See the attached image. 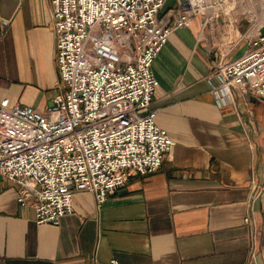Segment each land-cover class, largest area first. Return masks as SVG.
<instances>
[{
	"label": "crops",
	"instance_id": "crops-1",
	"mask_svg": "<svg viewBox=\"0 0 264 264\" xmlns=\"http://www.w3.org/2000/svg\"><path fill=\"white\" fill-rule=\"evenodd\" d=\"M184 1L159 15L172 23ZM226 32L197 13L156 53L149 107L175 141L156 170L100 205L74 192L56 224L35 222L0 176V264H264V101L224 89L218 62L250 48ZM56 78L49 0H0V97L42 109Z\"/></svg>",
	"mask_w": 264,
	"mask_h": 264
},
{
	"label": "built area",
	"instance_id": "built-area-1",
	"mask_svg": "<svg viewBox=\"0 0 264 264\" xmlns=\"http://www.w3.org/2000/svg\"><path fill=\"white\" fill-rule=\"evenodd\" d=\"M164 0H49L57 78L42 109L0 97V176L17 185L37 223H58L71 196L96 204L132 173L156 170L175 141L149 107L157 80L152 61L174 27L211 7L185 0L173 22ZM240 56L218 62L226 91L237 84L264 101V29Z\"/></svg>",
	"mask_w": 264,
	"mask_h": 264
},
{
	"label": "rangeland",
	"instance_id": "rangeland-1",
	"mask_svg": "<svg viewBox=\"0 0 264 264\" xmlns=\"http://www.w3.org/2000/svg\"><path fill=\"white\" fill-rule=\"evenodd\" d=\"M211 7L204 12L221 16L226 23L227 35L236 34L238 41L250 40L259 29H264V9L261 0H206ZM235 37V36H234Z\"/></svg>",
	"mask_w": 264,
	"mask_h": 264
},
{
	"label": "bare ground",
	"instance_id": "bare-ground-1",
	"mask_svg": "<svg viewBox=\"0 0 264 264\" xmlns=\"http://www.w3.org/2000/svg\"><path fill=\"white\" fill-rule=\"evenodd\" d=\"M261 5H262V7L264 9V0H261Z\"/></svg>",
	"mask_w": 264,
	"mask_h": 264
}]
</instances>
